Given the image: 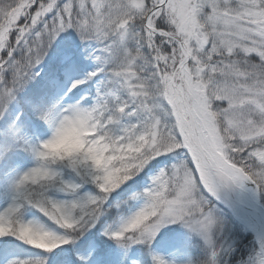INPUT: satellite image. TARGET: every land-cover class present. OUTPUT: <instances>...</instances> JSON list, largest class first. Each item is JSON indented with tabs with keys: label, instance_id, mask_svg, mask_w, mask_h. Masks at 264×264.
Segmentation results:
<instances>
[{
	"label": "snow or ice",
	"instance_id": "1",
	"mask_svg": "<svg viewBox=\"0 0 264 264\" xmlns=\"http://www.w3.org/2000/svg\"><path fill=\"white\" fill-rule=\"evenodd\" d=\"M69 31L98 46L94 57L104 66L89 78L107 72L110 82L126 91L128 99L115 105V113L142 116L110 136L115 147L139 150L144 160L139 173L157 157L177 158L151 178L144 204L120 231L108 234L111 239L150 242L164 225L176 222L207 233L213 219L201 188L215 196L221 182L264 187V0H10L0 5V137L17 138L31 126L33 113L51 123L68 107L43 108L38 95L21 92L42 78L37 66L57 37ZM125 49L142 59L114 75L110 69ZM83 82L73 80L69 91H79ZM90 109L100 115V134L108 132L114 117L104 116L105 98ZM237 113L240 136L231 134ZM39 167L46 168V177L35 174ZM54 176L48 165L38 163L18 178L16 191L27 196ZM99 193L70 205L36 201L41 212H59L72 222L71 229L51 225L58 246L33 247L52 253L47 264H79L60 246L92 225L109 194ZM18 210L14 203L0 217L10 220ZM7 236L23 242L10 224L0 231V237ZM157 264L164 262L157 258Z\"/></svg>",
	"mask_w": 264,
	"mask_h": 264
},
{
	"label": "rangeland",
	"instance_id": "2",
	"mask_svg": "<svg viewBox=\"0 0 264 264\" xmlns=\"http://www.w3.org/2000/svg\"><path fill=\"white\" fill-rule=\"evenodd\" d=\"M9 2L10 0H0V5ZM70 43L74 44L73 48H71ZM97 47L98 46L94 41H84L72 31H69L68 34L62 33L57 37V42L49 49V54L44 57L42 64L37 66L36 69L41 72V77H44L46 69L50 67L48 65L49 62H53L56 69H62L58 70V73L46 76L47 81L54 85V93L57 96V99L61 98L59 103L56 104V101L53 103L56 104L55 107L75 105L79 103L82 107L91 108L101 99V97L105 98L107 104L109 96L107 93L110 89L112 93H114L112 97L115 99L116 104L128 99L127 93L124 89L120 88L118 84L110 82V77L107 72H101L98 76L89 78L88 73L96 70L98 67L104 66L103 64L98 63L97 59L94 57ZM77 79L84 81L78 85L79 91L76 89H71V91H69L73 80ZM41 81L42 79L40 78L32 80L22 90L21 96L25 91ZM119 115L120 120L117 123V128L112 133L113 135L121 134L125 127L137 123L139 119L142 118V116L139 115L128 116L127 114L122 118V114ZM48 135L49 131L42 137L40 136V142L46 139ZM36 147H38V145ZM32 156L31 163L27 165H20L17 163L13 172L8 176L5 186L2 188L4 195L0 201L2 203L0 211L14 204V202L18 200L16 197V181L25 171H28L30 168L38 164V161L35 158V152ZM169 157L171 156L157 158L165 160ZM176 160H174L173 164L176 163ZM2 163L3 161L0 157V167L2 166ZM67 167L70 170L76 169V167L74 168L71 165H67ZM56 170H59L62 173L63 179L67 182L78 177L77 174L65 169L64 166L57 168ZM48 183H51V186L45 188L43 194L39 196L35 202H29L27 205H23V210L17 214L19 218L25 220L37 218L38 220L46 222L47 219L41 218L36 210H27L32 206L37 207V200L46 199L70 205L72 203L82 202L88 196L100 195L99 190L92 182L91 178L87 181H83L80 185L72 187L66 184H57L56 181H49ZM88 183L94 185L88 186ZM235 184L236 186L241 187L244 191L250 192L244 184L240 182ZM119 189L120 188H118L117 191L115 190L114 192L109 193L105 197L101 203V209L97 213V216L90 227L86 228L79 235L73 234L70 244L60 246L62 249L68 250L69 257L71 252L77 248V245L82 244L90 235L98 217L105 213L106 207L111 200V196L118 193ZM253 189L255 191L252 193V198L255 196L256 199L257 195L259 198L260 194L262 199H264V187H255ZM200 195L205 200L213 219V224L208 232L202 233L193 231L182 222L169 223L164 225L150 242H142L145 244V249L141 254L151 256L150 261H152L153 264H157V258L162 260L164 264H264V232L261 233L260 231H254L256 226L251 220H249V218L244 217L246 218V226H248V228L237 223L228 212L222 209L221 201L212 200L205 189L201 188ZM112 200V206L116 207L119 205L120 201L115 199ZM126 218L127 217L125 216L122 221ZM53 230L57 231V229ZM166 230L178 235V239L182 241V244L178 246V241L175 240L174 245L168 249H165L162 245H156L157 241L161 242L163 240L162 233ZM58 234H64V230H59ZM247 239L248 242L245 243ZM137 243L138 242L133 243L115 240L116 246H124L128 249L133 248ZM57 251H59V249L52 250V252ZM164 251L168 252V254H165ZM239 252H241L242 255H240ZM49 254L51 258L52 253ZM191 254L199 256L200 262L192 259L190 257ZM38 255L39 254L36 256L23 257L18 253H12V256L3 259V264H14V262H17V264H25L31 260L39 261L40 256ZM115 255H118L117 252ZM50 258H48V260ZM48 260L43 264H47Z\"/></svg>",
	"mask_w": 264,
	"mask_h": 264
},
{
	"label": "clouds",
	"instance_id": "3",
	"mask_svg": "<svg viewBox=\"0 0 264 264\" xmlns=\"http://www.w3.org/2000/svg\"><path fill=\"white\" fill-rule=\"evenodd\" d=\"M139 14V13H137ZM138 57V54L125 49L114 61L112 69L114 75H119L129 64ZM142 59V58H141ZM232 135L240 136L243 131L241 115H233ZM99 113H93L90 108L82 107L79 103L69 105L57 114L50 123L49 135L41 141L36 149V160L40 165H51L57 162H66L68 165L87 169L91 180L100 192L112 193L129 180L133 179L141 170L144 160L138 149L130 146L116 148L110 136L111 130L100 134ZM146 159V157H145ZM35 174L40 178L48 175L46 168L39 167ZM7 208L3 209L5 211ZM47 219L37 218L20 219L17 214L11 219L0 217V231L11 230L15 232L24 243L35 241L32 247L44 245H59L60 241L53 235L56 228L71 229V217L59 212L51 215L42 212ZM125 220L115 225V231L121 230ZM55 224L56 228L51 227Z\"/></svg>",
	"mask_w": 264,
	"mask_h": 264
},
{
	"label": "trees",
	"instance_id": "4",
	"mask_svg": "<svg viewBox=\"0 0 264 264\" xmlns=\"http://www.w3.org/2000/svg\"><path fill=\"white\" fill-rule=\"evenodd\" d=\"M110 128V127H109ZM30 147L24 148L21 150V155L24 154L25 157L28 156L30 154ZM68 165L66 162H57L55 164H51L48 165L50 170L53 171L55 173L54 176V180L57 178V176L60 174L59 170H56L57 168H61V167H65ZM159 169V166L156 164V161L153 162L151 164L150 167H147L145 169V171L139 176V178L127 185H125L124 189H123V194H120L119 197L121 198H125L126 202L122 205L119 206L118 209H113L111 211H109V213H107L104 217L100 218L98 220V224L95 228V230L93 231L92 234V238L93 242L95 244V248H96V256L102 261L103 258L101 257V253H103V251L105 249H108L109 245L108 242L111 240V238L109 237V233L115 231V225L122 221V219H124V217H129L132 213H134L136 210H138L143 204H144V197H143V193L144 190L147 189L150 185V178L151 176H153V174L155 173V171H157ZM153 172L152 174L150 172ZM156 175V174H155ZM52 179V180H53ZM46 187L48 186V183H45L44 185H40V187ZM33 188V187H32ZM39 190L38 188L33 189L32 193L33 195H36V193L38 194ZM130 192V193H129ZM137 193V195L134 197V194ZM260 198V199H259ZM259 198L257 195V199L258 201L264 205V199H262L261 195L259 194ZM128 199V201H127ZM8 237V236H7ZM7 237H0V242L6 241ZM162 237L163 240L161 242H158L157 245H162L163 247H165V249L170 248L171 246L174 245L175 240L178 241V246L182 244V241L178 239V235L174 234V233H170L169 230H166L164 233H162ZM15 238L14 236H10V239ZM248 242V239L245 241V243ZM13 245H16L13 239L12 242ZM113 244H115V240L113 241ZM22 248L24 246H28L34 250H37L36 248H33L32 246L24 243L23 245H21ZM7 245H4L3 247H0V254L2 255L4 252L7 251ZM140 249L142 250V246L140 245ZM139 248H136L134 250V253L131 257L129 258H125L122 257V264H143V261L140 259L139 257V253L140 250ZM165 254H168V252L164 251ZM240 255L241 252H239ZM190 257L192 259H194L197 262H200V258L199 256L195 255V254H191ZM46 260L45 258L42 259V261ZM106 262V263H104ZM102 262V264H113L110 261L106 260ZM0 264H2V260H0ZM144 264H153L152 261H144Z\"/></svg>",
	"mask_w": 264,
	"mask_h": 264
},
{
	"label": "bare ground",
	"instance_id": "5",
	"mask_svg": "<svg viewBox=\"0 0 264 264\" xmlns=\"http://www.w3.org/2000/svg\"><path fill=\"white\" fill-rule=\"evenodd\" d=\"M246 204L252 208L249 214L252 220L257 223L258 230L264 231V214L254 203L250 202L249 200L246 202Z\"/></svg>",
	"mask_w": 264,
	"mask_h": 264
},
{
	"label": "water",
	"instance_id": "6",
	"mask_svg": "<svg viewBox=\"0 0 264 264\" xmlns=\"http://www.w3.org/2000/svg\"><path fill=\"white\" fill-rule=\"evenodd\" d=\"M220 189H218V191L220 190V192L223 194L224 197L231 198L234 202H236L237 204H239L240 202H238V200L234 197V192L232 190L233 184L232 182H221L218 184ZM225 190H229L230 194L226 195V191ZM240 193V192H239Z\"/></svg>",
	"mask_w": 264,
	"mask_h": 264
}]
</instances>
